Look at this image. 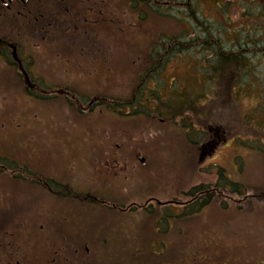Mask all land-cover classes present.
Here are the masks:
<instances>
[{
  "label": "rangeland",
  "instance_id": "obj_1",
  "mask_svg": "<svg viewBox=\"0 0 264 264\" xmlns=\"http://www.w3.org/2000/svg\"><path fill=\"white\" fill-rule=\"evenodd\" d=\"M146 2L149 6L141 2L132 7L130 0L116 1L111 10L117 15L110 17L118 21L110 28L107 23L103 33L104 55L113 61L109 64L113 73L108 80L85 82L91 88L99 83L110 108L79 112L72 105L73 96L47 94L35 100L26 94L8 95V89L25 84L18 78L2 79L0 87L7 89V96L0 94V112L6 110L0 122H7L9 137L0 147L16 152H28L29 146V151L44 153H128L135 157L133 176L104 177L119 186H134L135 204L128 202L133 206L125 222L133 226L132 235H139L135 244L140 250L167 248L169 263H177L180 249L185 263L195 255L203 264H260L264 259V31L253 23L258 6L250 0ZM225 4L226 12L221 11ZM161 7L165 14L159 13ZM183 22H192L195 30L188 29L185 41L209 33L212 38L204 39L208 43L194 41L188 51L181 49L182 55L161 71L158 85L147 82L144 91L152 92L144 99L151 103L127 104L140 98L152 45L163 35L182 33L188 27ZM216 40L221 42L214 46ZM215 49L244 53L247 68L236 62L233 73L220 74L206 89L200 74L205 63L200 59H213ZM153 93L163 101L172 97L179 103L194 95L195 106L161 115L156 113ZM134 108L137 113L132 114ZM95 178L88 177V185L95 184ZM195 188L205 192L192 196ZM87 209L103 221L115 219L106 212L110 208L89 205Z\"/></svg>",
  "mask_w": 264,
  "mask_h": 264
},
{
  "label": "flooded vegetation",
  "instance_id": "obj_2",
  "mask_svg": "<svg viewBox=\"0 0 264 264\" xmlns=\"http://www.w3.org/2000/svg\"><path fill=\"white\" fill-rule=\"evenodd\" d=\"M116 1L0 0V80L18 78L25 84L21 89H8V95L26 94L35 100L47 94L73 96L76 103L72 105L79 112L110 108L99 83L91 88L85 82L108 80L113 73L109 66L113 61L104 55L103 33L107 23L110 28L118 21L110 17L117 15L111 10ZM250 1L263 19L264 0ZM129 5L134 7V0ZM0 94L7 96V89L0 87ZM87 95L92 96L89 101ZM6 126L1 120L3 143L9 137ZM3 149L0 264H203L195 255L185 263L180 249L177 263H169L167 248L146 253L135 244L139 235H132L133 226L125 222L133 206L128 202L133 200L134 186H119L104 177L113 174L129 180L136 169L130 154L44 153L35 148L29 151V146L28 152ZM88 177H96V183L88 185ZM89 205L110 208L106 212L115 219L103 221L89 214Z\"/></svg>",
  "mask_w": 264,
  "mask_h": 264
},
{
  "label": "trees",
  "instance_id": "obj_3",
  "mask_svg": "<svg viewBox=\"0 0 264 264\" xmlns=\"http://www.w3.org/2000/svg\"><path fill=\"white\" fill-rule=\"evenodd\" d=\"M141 2L147 4L146 0H134V7H136L137 4L141 3ZM225 6H226V4H225ZM225 6L223 5V7H225ZM161 8L162 9L159 10V13L161 12V14H165L166 12L165 13L163 12V11H165V8L164 7H161ZM152 9H154V8L152 7ZM225 10H228L227 6H226V8H223V10L221 9V11L226 12ZM259 21L260 22L262 21V16H260L259 12H258V16H256L255 20H253V23H254V25L255 24L256 25L257 24L261 25V27L263 28V30L261 31V33H262L264 31V21L261 22V23ZM182 24H184L186 26L188 24V27H186V29L182 33L175 34L173 36L163 35V39H160L157 45H154V44L152 45V47H151L152 50H151V53H150L152 62L150 61V65L151 66L148 68L146 74L144 75V79L142 80L143 83L140 84V86H139L140 87V90H139L140 98L139 99L137 98V96H138V93H137L136 94V98L137 99L133 103H132V101H130L127 104H130L132 106L135 105L136 107H139V104L146 105V102H148V104L151 103V100L149 98L147 100L144 99V96L149 95L150 92H152L151 90L148 91V92L144 91V88L146 87L147 82L149 80H151L152 83H156L157 82L156 80H157L158 76L159 75L161 76V74H162L161 71L165 70V67L168 64V62H170L171 60H175L176 58H179L182 55V51L180 52L181 49H183L185 51H188L189 50L188 46H190V45L193 46L194 41L200 42V40L203 39L202 41H204L205 43H208L207 42L208 39H209L208 37L210 36V38H212V36L209 33V35H207L205 38H201L200 39V37H197L196 39L195 38H191L188 41H185L184 37L186 36V34H187L186 32L188 31V29H190V31L194 30V29L192 27L193 26L192 22H190V23L189 22L188 23L187 22H183ZM216 24L219 25V26H222L221 23H216ZM223 29H224V31H226L225 27H223ZM205 31H208V30L205 29ZM228 31L230 32L231 30L228 29ZM194 32H195V30H194ZM240 32L243 33L245 31L243 29ZM211 34L214 35L213 31H211ZM243 35H244V33H243ZM204 39H206L207 41L204 40ZM212 40H215V39H212ZM218 42H221V41H217V42L214 41L213 42L214 46H216ZM200 46L203 47L204 45L201 43ZM240 46H242V45L240 44ZM213 55H214L213 59H210L208 61H206V58H201L200 59V61H203L205 63L204 65L202 64V66H201V67L205 68L204 71H201L202 69L200 67V74L205 77V86H206L205 88L206 89L208 87V84L210 85L211 82H214L215 79H217V76H219L220 74H225L227 72H232L233 73V71H235L234 67L236 66V62L244 65L243 67H246V62L247 61H244L245 60L244 59L245 58L244 57V53H241V54H238V53H235V52L234 53H230V52L225 51V50L223 52H220V50L215 49L213 51ZM206 64H208V65L206 66ZM148 75L150 76V78L147 77ZM145 80H147V81H145ZM156 85H158V83H156ZM206 89H205V91H206ZM153 95H156V94L153 93ZM202 98H203V96H201V99ZM155 100H156L155 101L156 104H158L157 109H156L157 110L156 113H159L161 115L162 114L166 115V113H164L165 110H167L168 112H170V110H173L171 113L174 114V113L178 112L179 109L181 110V109H185V108H188V107H194L195 106L194 105L195 104L194 95L188 96V98L186 100H184L182 103L173 101L172 97L171 98L168 97L167 100L163 101L157 95H156V99ZM143 101H144V103H142ZM161 107H162V109H160ZM136 110H137V108H134L133 111H132V114L137 113ZM204 192H205V190H203L202 188H198V189L195 188V189H193L191 191L190 194L192 196H195L197 194H202Z\"/></svg>",
  "mask_w": 264,
  "mask_h": 264
},
{
  "label": "water",
  "instance_id": "obj_4",
  "mask_svg": "<svg viewBox=\"0 0 264 264\" xmlns=\"http://www.w3.org/2000/svg\"><path fill=\"white\" fill-rule=\"evenodd\" d=\"M141 161H142V162H144V161H145V159H144V158H141Z\"/></svg>",
  "mask_w": 264,
  "mask_h": 264
}]
</instances>
